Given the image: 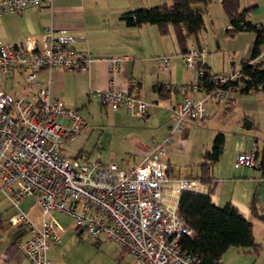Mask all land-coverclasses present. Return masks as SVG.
Wrapping results in <instances>:
<instances>
[{
    "label": "built area",
    "instance_id": "built-area-1",
    "mask_svg": "<svg viewBox=\"0 0 264 264\" xmlns=\"http://www.w3.org/2000/svg\"><path fill=\"white\" fill-rule=\"evenodd\" d=\"M49 2L0 0V13H19ZM255 25L263 41L248 63L264 66V27ZM79 38L65 27L49 23L38 34L37 44H33L30 35L18 45L0 42V76L21 65L25 67L24 81L29 88L24 95L0 89V191L13 209L7 222L22 225L26 231V238L16 241L14 248L29 264H56L46 257V250L60 240L63 228L55 213H61L69 217L76 233L111 242L128 255L124 264H197L198 257L181 247L182 236L190 235L191 230L176 213V198L180 191L205 193V188L193 178H168L163 156L173 133L180 131L184 122L205 118L208 100L225 105L244 87L243 80H248V76L239 69L216 73L207 67L208 77L201 82L203 69L198 64H202L206 47L198 45L199 34L196 43L188 38L186 49L180 54L181 63L194 71L195 78L173 88L201 95H182L174 103L173 122L160 141L141 151L137 163L126 169L116 167L112 161L89 160L85 155L66 157L60 153V145L73 137L83 118L59 98L50 97L48 78L39 82L36 72L41 67L87 70L99 57L88 49L74 48L72 43ZM126 58L102 56L109 76ZM170 58L169 54H160L155 61L159 68L168 70ZM263 88L264 84H256L248 89ZM87 95L101 105L122 107L133 115H143L147 107L137 96L110 85L103 90L91 89ZM234 163L257 167L255 148L238 152ZM26 196L38 211L36 221L19 207Z\"/></svg>",
    "mask_w": 264,
    "mask_h": 264
},
{
    "label": "crops",
    "instance_id": "crops-1",
    "mask_svg": "<svg viewBox=\"0 0 264 264\" xmlns=\"http://www.w3.org/2000/svg\"><path fill=\"white\" fill-rule=\"evenodd\" d=\"M170 2L171 0H50L46 5L27 7L19 13L1 12L0 42L18 45L22 43L24 37L30 35L33 44H37L38 34L49 23L55 27H65L72 35L81 36L72 43V46L76 49H88L99 57L97 61L90 64L87 70L79 72L61 68L48 70L46 67H41L36 72V79L40 82L48 78L49 96L59 98L64 105L72 107L71 109L76 112L78 108L84 106L85 96L88 98L86 102L91 99L96 100L87 95L89 90H103L109 85L145 101L147 107L144 114L135 116H137L136 119L143 120L140 130L145 128L151 130V126L154 125V134L149 136V142L146 144L133 142L136 155L134 164H136L139 153L149 149L153 142L160 141L167 133L173 122L174 103L182 95L191 98L201 95L200 92L182 93L173 88L176 85L191 82L195 77L192 69L183 67L179 47L170 30L165 35H159L154 24L129 26L120 18L121 13L134 8ZM205 2L204 6L199 4L195 7L201 13L203 23L197 42L198 45L206 47L201 61L216 73L238 70L239 60L249 56L254 33L252 31L237 32L231 37H225L223 30L228 27V23L219 0H205ZM238 2L240 8L249 9L244 15L246 21L264 27V0H238ZM160 54L171 55L168 70L158 67L155 56ZM120 55H126L127 58L109 76L102 56ZM24 74L25 67L20 65L10 74L1 75L0 89L17 95L27 94L29 88L24 81ZM156 84L164 87L165 96H157L154 87ZM261 90L235 92L225 105L208 100L204 106L206 112L204 119L217 116L219 127L217 126V129L210 131L209 134L207 131L205 139L203 137L189 138L192 130L198 127L193 126L196 122L185 123L180 131L173 133L171 143L163 156L166 163L165 174L168 178H193L197 173L198 163L202 161L204 150L210 146L212 136L216 132L223 134L222 151L211 167L213 180L209 184L202 183L205 193L211 203L216 206L229 202L236 207L251 224L254 241L263 242L256 256L243 251L244 248H227L220 258L221 264H264V253H262L264 220L256 216L264 214V192L259 191V187H262L260 182L264 183V176L259 168L260 160L259 165L254 168L237 166L234 163L238 152L252 147L257 149L259 159L260 147L264 143V88ZM111 110L112 120L119 126L118 129L124 128L123 122L135 121L134 116L128 114L124 108ZM124 114L131 117L124 118ZM245 116L251 119L252 128L243 126ZM83 121L82 125L85 124L84 118ZM170 157L183 160L180 162L176 160L172 165ZM172 167L175 170H172ZM259 205L262 206L261 209ZM251 206L256 213L251 211ZM19 207L33 220L38 219V211L29 197H23ZM12 211L7 199L0 191V264H29L27 259L14 248L16 241L26 238V231L22 225H11L7 222V217ZM255 220L261 223L257 225ZM256 227H260L258 239L255 237ZM228 252L230 255H227ZM241 255H245V261L242 260L243 262L240 263L233 261ZM46 257L53 261L47 255V251Z\"/></svg>",
    "mask_w": 264,
    "mask_h": 264
},
{
    "label": "trees",
    "instance_id": "trees-1",
    "mask_svg": "<svg viewBox=\"0 0 264 264\" xmlns=\"http://www.w3.org/2000/svg\"><path fill=\"white\" fill-rule=\"evenodd\" d=\"M193 4L204 6L206 2L205 0H171L170 3L125 11L121 13L120 18L129 26L154 24L159 35H165L170 30L179 47V54H182L186 49L187 39L191 38L196 42L203 26L201 13L192 7ZM219 5L228 23V27L223 30L225 37H231L237 32L252 31L254 33L249 56L239 60L240 72L249 78L243 80L244 87L239 92L246 93L249 92V87L264 84V66L248 63L250 57L256 53L258 45L263 41V36L255 24L244 19L249 9L240 8L238 0H219ZM198 65L203 69L200 81L204 82L208 77L206 74L208 66L203 62ZM154 87L157 96L166 95L161 84H156ZM243 126L252 128L251 119L245 116ZM223 137L221 132H216L212 136L210 146L204 150L202 161L198 163L197 173L193 179L204 184H209L213 180L211 167L222 151ZM255 151L258 152L256 148ZM259 160V168L264 176V143L260 147ZM251 211L255 212L252 206ZM176 213L191 230L190 235L182 236L181 247L198 257L197 264H221L220 258L229 247L244 248L243 251L255 256L262 248V242L254 241L251 224L229 202L216 206L211 203L206 193L183 190L176 198ZM256 216L264 220V214ZM92 243L98 242L93 240Z\"/></svg>",
    "mask_w": 264,
    "mask_h": 264
},
{
    "label": "rangeland",
    "instance_id": "rangeland-1",
    "mask_svg": "<svg viewBox=\"0 0 264 264\" xmlns=\"http://www.w3.org/2000/svg\"><path fill=\"white\" fill-rule=\"evenodd\" d=\"M196 5L199 4H193L192 7H196ZM218 61H220V58H218ZM87 99L85 96L83 98L84 106L82 105L77 109V113L84 118L85 124L80 127L70 140L61 144V154L66 157L73 156L74 154L87 155L88 159H98L103 163L112 161L116 167L121 169L133 166L136 162L133 142H137L138 144L148 143L149 136L154 134V125L151 126V130L146 128L140 130L142 118L136 119L137 116L127 112L134 116L135 121L123 122L124 128L118 129L119 126L115 125V122L112 120V110L108 106L101 105L94 99L86 102ZM125 117L129 118L131 116L124 114ZM233 119L234 116L232 117V121ZM184 123L183 126L185 125ZM193 126L198 127V129L192 130L193 132H191L189 138L203 137L205 139V133L208 131L209 134L210 131L216 130L219 124L217 116H210L197 121ZM176 160L180 162L183 159H172L170 157L172 165ZM172 170H175V168L172 167ZM260 184L261 188H263L264 183L260 182ZM261 188L259 187V191L264 192V188ZM259 208L261 209L262 206L259 205ZM55 217L62 226L63 232L61 233L60 240L56 244H50L48 250H46L47 255L53 260L52 262L56 264H124L128 259V256L119 251L111 242L97 241V244H93V240L85 234L78 235L67 215L55 213ZM259 223L261 222L257 221V225ZM259 230L260 227H256V239L259 238ZM262 253H264V249ZM227 255H230L229 252ZM245 259V255H241L233 261L240 263L245 261Z\"/></svg>",
    "mask_w": 264,
    "mask_h": 264
}]
</instances>
